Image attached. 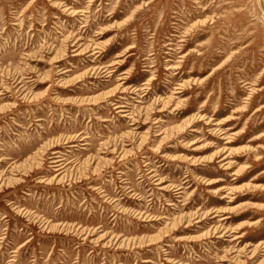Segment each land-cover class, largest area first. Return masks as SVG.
Here are the masks:
<instances>
[{
  "label": "rangeland",
  "instance_id": "1",
  "mask_svg": "<svg viewBox=\"0 0 264 264\" xmlns=\"http://www.w3.org/2000/svg\"><path fill=\"white\" fill-rule=\"evenodd\" d=\"M0 264H264V0H0Z\"/></svg>",
  "mask_w": 264,
  "mask_h": 264
},
{
  "label": "bare ground",
  "instance_id": "2",
  "mask_svg": "<svg viewBox=\"0 0 264 264\" xmlns=\"http://www.w3.org/2000/svg\"><path fill=\"white\" fill-rule=\"evenodd\" d=\"M58 160H55V161H53V162H57Z\"/></svg>",
  "mask_w": 264,
  "mask_h": 264
}]
</instances>
